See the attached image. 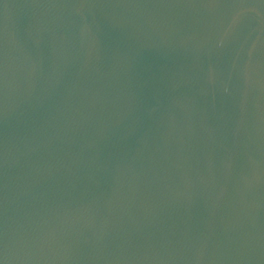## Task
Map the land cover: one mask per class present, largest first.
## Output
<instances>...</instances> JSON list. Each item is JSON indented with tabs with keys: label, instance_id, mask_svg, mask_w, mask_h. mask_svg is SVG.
<instances>
[{
	"label": "water",
	"instance_id": "obj_1",
	"mask_svg": "<svg viewBox=\"0 0 264 264\" xmlns=\"http://www.w3.org/2000/svg\"><path fill=\"white\" fill-rule=\"evenodd\" d=\"M0 264H264V0H0Z\"/></svg>",
	"mask_w": 264,
	"mask_h": 264
}]
</instances>
